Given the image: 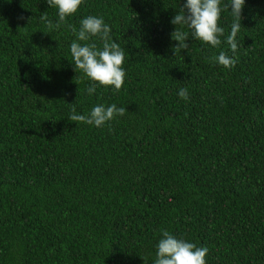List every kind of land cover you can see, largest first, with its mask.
Masks as SVG:
<instances>
[{"label": "trees", "instance_id": "trees-1", "mask_svg": "<svg viewBox=\"0 0 264 264\" xmlns=\"http://www.w3.org/2000/svg\"><path fill=\"white\" fill-rule=\"evenodd\" d=\"M185 2L83 0L49 31L46 0H0V264H154L164 230L206 264H264V0H245L235 53L230 0L219 47L177 26L189 48L174 49ZM88 16L125 50L119 92L89 94L74 69L68 25ZM73 103L127 111L98 128Z\"/></svg>", "mask_w": 264, "mask_h": 264}, {"label": "clouds", "instance_id": "clouds-1", "mask_svg": "<svg viewBox=\"0 0 264 264\" xmlns=\"http://www.w3.org/2000/svg\"><path fill=\"white\" fill-rule=\"evenodd\" d=\"M49 7L58 10L59 22L53 24L47 13L41 15V20L49 31L59 29L67 17L75 14L83 0H46ZM245 0H230L225 8L231 10L234 22L231 32L226 41L231 51L235 53L238 49L236 37L241 28V12ZM221 18L220 0H186L180 12L174 16L171 23L175 25V31L171 33V39L177 42L174 48L188 50V35L177 26H184L191 30L194 39L199 40L213 48L221 45L220 37L224 35V29L219 26ZM23 19V17H21ZM76 36L70 45V53L73 59L75 71H80L84 77L91 81L87 88L89 94L96 91L97 86L105 89L111 87L119 92L124 84L126 72L123 68L125 63V50L110 39L111 28L101 17L88 16L80 21V28L68 25ZM48 34V33H45ZM92 37H98L102 41V48H97L95 43H87ZM80 42H85L81 44ZM173 49V50H174ZM225 69L234 67L235 60L224 51L212 58ZM187 88L178 91L180 98L187 100ZM71 108L69 119L77 123H85L102 127L106 122L112 121L116 116H123L127 111L116 104L105 107L94 106L88 114H78L76 106L68 104ZM207 247H197L194 243L178 239L168 231H162V238L157 245L156 259L154 264H206ZM147 264L146 259L144 260Z\"/></svg>", "mask_w": 264, "mask_h": 264}]
</instances>
